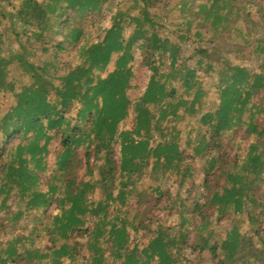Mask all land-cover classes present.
<instances>
[{"label":"trees","instance_id":"16d2710c","mask_svg":"<svg viewBox=\"0 0 264 264\" xmlns=\"http://www.w3.org/2000/svg\"><path fill=\"white\" fill-rule=\"evenodd\" d=\"M115 1L120 3V8L126 9L130 14L131 6L128 0H112V2L109 0H0V22L8 21L10 26L19 22L20 29L25 31L29 24L33 28L26 32L29 33L30 39L43 42L46 51H50L51 48L61 50L69 32H71L70 42L75 43L83 34L86 21H89L87 20L88 15L96 16L104 8L106 14L108 5L117 4ZM158 1L140 0L142 7L138 9L139 3L135 0L137 16L136 13L133 14V20L126 21L127 23L113 20L114 24L106 30L102 40L96 43V48L89 47L81 50L83 61H86L85 54L89 59L80 69L67 61L62 63L57 60L56 53L53 54L56 58L54 61L48 62L46 59L37 65L22 59V51L18 54L15 53L16 50L7 46L4 49L6 52L2 54L3 48H0V95L2 93L11 95L7 110L5 109L0 114V207H7L8 200L13 197L11 186H9L13 178H16L19 187H24L21 182L25 180H22L21 176L17 178L20 171H30L32 162L42 169L40 163L43 161V153L48 151L47 146L50 139L57 140L52 150L60 172L61 169H65L73 153L82 145H85L84 164L87 174L93 172L92 158L98 157L102 151L107 152V156L103 158L104 162L97 166L98 179H82L79 187L72 183L75 178L72 173L58 177L61 183L49 184L48 191L43 188L34 191L32 190L33 183L25 182L23 192L32 195L20 197L21 192L16 197L24 201L26 208L33 209L35 215L30 216L34 220V216L42 218L38 220L41 226L38 228L32 226L29 232H17L16 236L9 238L4 233L5 224L0 217L2 235L0 264L10 262L14 264L23 261L30 263L32 259L36 264H144L134 252L132 234L134 230H149L150 220L155 217L150 216V218L144 217L137 220L139 217L135 214L133 222L129 220L125 224V219L116 225V216L111 213H114L118 206H114L115 197L112 195V190L115 188L116 175L140 174L148 166L153 169L163 164H167L172 170L168 181L171 189L164 190L162 193L159 190V196L153 201L151 197L149 200L142 197L143 202L152 201L158 204L165 197L170 196V191L173 192V182L178 184L188 182L190 188L188 187L186 192L187 196L184 199L181 198L179 203L188 207V213L195 226L203 223L207 226L205 230L210 232L212 228L208 225L212 222L213 214L217 215L216 221L219 222L226 214L240 212L246 202L245 196L251 195L252 198L247 199L252 205V211L247 216L248 229L252 231L250 236L238 237V230L232 228L225 239H214L208 244L198 243L196 247L200 250L207 248L215 253L224 250L225 256L218 264H256V262L264 264V122L257 123L258 126H255L253 115L245 112V104H236V108L231 107L226 113L213 104L208 103L207 107L202 105L200 119H198L201 130H203L201 143L205 149L215 151V158L219 165L214 171L212 170L213 172H205L199 178H196L195 166L191 167L187 162V160H194L193 155L182 151L176 141L181 135L178 137L177 133L173 132L167 140L152 143L155 140L152 132L156 130V120L160 119L161 115L163 117L167 111L174 114V108L186 101L180 95L179 89L183 87L185 91L192 86L193 77L198 69L190 68L191 63L199 67L205 66L209 71H217L219 79L222 77L221 74H224V67L228 64L232 68V75H238L241 78L240 85L245 82L244 87L249 90L248 94L256 98L262 89L261 92L264 95V73L262 70L259 72L250 69L248 63L256 62L258 67L264 69V62L258 63L251 59L260 48L259 38H252L250 30L254 28L253 23L256 19L251 17L248 9L255 1L205 0L206 10L204 14L197 13L198 26L193 27L192 36L201 39L208 38L210 35L214 39L208 40L204 48H198L199 44H197L196 54L185 59L177 58L174 51L169 52L165 50L164 45H161L162 40L159 34L167 35L166 32L169 34V31L166 29L167 31L162 33L159 30L160 26L152 20L148 7L150 5L153 7ZM222 1L224 4L227 3V8L230 6L232 11L229 14L230 20L223 19V25L216 31L222 36V39L218 41L214 37L216 32L212 31L214 28L204 23L207 18L214 15L210 12L214 9V5ZM186 4V0H181V10ZM2 5L5 8H2ZM259 11L261 12L259 30H264V0H260ZM134 22L136 26L124 39L126 26H132ZM91 24L95 26L94 21ZM236 28L244 30V38H239L232 33ZM186 36L188 35L185 34L184 37ZM140 39L144 40L138 42ZM246 40H248L247 43L244 42ZM137 42V49H141L139 51L140 65L151 71V75L139 101L134 106L135 120L130 130L119 132L118 125L125 118L130 104L126 87L134 74L135 48L133 44ZM141 43H144L143 47ZM222 45L227 46L228 52L234 49L233 52L226 54ZM157 49L168 52L163 53L161 57L164 67L168 69L166 68V74L159 77H164L160 81L154 77L157 68L162 66L160 65L162 62L154 57ZM111 52L118 53V56L113 62V69L107 70L106 65L111 60ZM15 59L24 68L23 73L27 76L26 81L20 79L18 84L7 72ZM48 63H59L64 71L59 75L51 76L48 74ZM235 67L240 69L236 70ZM241 69H247V71L242 72ZM100 70L105 71V75L101 78L98 77L101 74ZM167 81L169 86L165 87ZM49 85H56L54 86L56 98L49 97ZM191 100L184 109L185 111L183 110L186 114L194 112L196 107ZM154 110H157L158 116H155ZM234 113L237 119L232 116ZM240 123H247L251 131L256 132V137L250 144L248 143L241 158H238L236 152L231 154L230 142L221 137V131L226 129L233 133ZM25 129L30 130L34 138L26 144L17 143L13 150L10 149L12 139L16 140L21 131ZM117 138L120 141V157L115 160L113 143ZM41 139H43L42 143H40ZM174 157L186 161V171L183 174L181 172V175L174 168ZM14 168H16L15 173L12 172ZM163 172L162 175H164ZM227 178L229 180L226 183ZM35 179L40 186L39 173ZM195 180L201 183L196 188ZM125 184L126 180H123L121 185ZM97 186L102 189L105 198L95 201L90 196ZM200 187L203 189L202 197L195 198L194 195ZM259 187H261V193H257ZM53 202L59 204V211L50 217L49 226L45 222L46 209ZM178 207L171 206L170 208H173L174 213H178ZM92 216H99L97 223L84 225L86 220L91 221ZM136 220L137 224H135ZM157 220L161 221V217ZM175 228V225L167 227L165 233L161 234L158 244L152 245L151 241L147 249H142L149 252L147 254L149 259L156 255L159 264H179L174 261L170 250L172 244L169 241L172 235L170 232ZM40 230L45 231L44 236L46 233L50 234V245L45 243L40 247L34 246L40 237ZM184 230V233H187V227ZM82 233L90 235L85 249L80 248L76 240V237ZM205 237L209 238L210 233H205ZM58 240H63V242L56 247L54 242ZM68 240L71 242H67ZM108 242L111 244L109 245ZM257 243L260 246H257ZM21 247L23 251L17 253ZM84 250L88 257L78 261V258L84 259L87 256L83 254ZM81 254L83 255L80 257ZM105 255L110 256L106 259ZM108 259H111L110 263Z\"/></svg>","mask_w":264,"mask_h":264},{"label":"rangeland","instance_id":"374dc122","mask_svg":"<svg viewBox=\"0 0 264 264\" xmlns=\"http://www.w3.org/2000/svg\"><path fill=\"white\" fill-rule=\"evenodd\" d=\"M112 2V0H109ZM139 3L138 9L142 7L140 0H136ZM205 0H186L187 4L184 5V8H180L181 0H159L155 2V5L148 6L149 10L151 11V18L154 20L157 26H160V31L166 32L168 29L169 34L166 32L167 35L159 34L161 41V45H164L166 48L165 50L171 52L174 51L177 58L185 59L188 58L192 54H196L197 44H199L198 48L205 47V44L211 38L214 39L212 36L208 35V38H193V27L198 26L197 20V13L204 14L206 10V6L204 5ZM255 3L249 7V11L251 13V17L255 18L254 20V28H250L252 38H259V46L260 48L252 55V61L256 60L258 63L264 62V30L259 28L261 27V19L259 11V3L260 0H254ZM262 1V0H261ZM117 3V1H115ZM131 9V16L126 9L120 8V3L115 5H108L107 11L105 14V8L102 12L97 14L96 16L88 15L86 21V25L83 28V34L81 35L80 39L75 43L71 41V32L67 34V39L65 40L64 47L61 50L51 48L50 51L44 50L43 42L39 40H33L29 38L28 31H31L32 26L27 24L26 31L20 29L19 22H16L14 26H10L8 21L0 22V48H3L1 53H5L4 50L7 46L16 50L15 53L22 55V59H25L29 62L36 63L40 65L43 60H48V62L54 61L56 58L60 60L62 63L67 61L72 66H77L78 69L83 68L85 62L89 59L86 56V61H83V56H81V50L86 48H96L95 45L97 42L102 40L103 36L105 35L106 30H108L113 24V20H117V22H129L133 20L132 16L136 13L137 16V5L135 4V0H128ZM3 3V2H2ZM154 3V2H153ZM114 6V7H113ZM5 8L4 5L1 6ZM227 3L224 4L223 1L216 3L214 5V9L210 10V12L214 13L212 17L207 18L205 25L209 26L210 28H214L212 31L216 32L219 27H221L223 19L230 20L229 14L231 13V7L229 6L227 9ZM226 9V10H225ZM122 10V11H119ZM91 11V10H90ZM203 18V15L201 16ZM95 22V26L91 24V22ZM126 22V23H127ZM202 24V25H204ZM136 26V22L132 26H126L124 30V39L127 38L131 30ZM14 27V28H13ZM180 28V29H178ZM170 30H172L170 32ZM176 30H180L176 31ZM159 31V32H160ZM235 36L239 38H244L245 32L241 28H236L232 32ZM66 34V32H65ZM186 35V37H184ZM211 34V33H210ZM225 35V34H224ZM195 37V36H194ZM215 38L219 41L222 39L221 35L216 32L214 35ZM192 38V39H191ZM228 38V37H226ZM73 39V38H72ZM190 39V40H189ZM144 39H140L138 42H142ZM137 43L133 44L135 48V60L133 61L134 67V74L130 78V82L127 84L126 87V94L130 98V104L127 108V114L125 118L122 119L118 125V131H126L130 130L132 123L135 120V111L134 106L139 101L141 94L143 93L145 86L150 78L151 71L147 70V68L142 67L140 65L139 59V51L141 49H137ZM245 43L248 40L244 41ZM144 46V43H141V47ZM99 46V45H98ZM224 48V52L226 54L232 53L234 49H230L232 52H228L227 46L222 45ZM175 49V50H172ZM164 50H155L154 57L156 60L158 59L160 65L154 73V77L157 78L159 81L164 77L159 78L166 74V68L164 67V61H161V57L163 53H168ZM14 53V54H15ZM56 53V58L53 54ZM118 56V53L111 52L110 54V62L106 65L107 70L113 69V62L115 58ZM83 57V58H81ZM19 59V57H18ZM158 62V61H157ZM181 64H183L182 61ZM178 62V63H179ZM250 64V69L258 70L259 72L264 73V69L258 67L256 62H248ZM58 68H57V67ZM48 74L51 76L61 74L64 69L59 63H48ZM190 68L198 69V72L193 77L192 86L187 89L183 90V87H180L179 92L180 95L185 98L186 101L184 103L174 108L175 113L171 114L169 111L165 113V115L161 118L156 120L155 123V132H152L153 137L155 136V140L152 141L155 144L156 141L160 140H167L171 133H177L180 139H177V143L180 146L181 150L185 151L186 153L192 154L194 160H187L188 164L191 167L194 165L196 168V178L202 176L205 172L214 171L217 167L218 162L215 158V151L212 149H205L202 145V137H201V126L198 123V119H200L201 114V106L210 103L211 105H215L217 108L222 109L224 113L229 111V108H236V104L244 105L245 112L251 113L254 117L255 126H258L257 123L264 122V95L261 91L258 92L257 97L253 98L252 94H248V89L245 82L243 85H240L241 78L238 75H232V68H230L227 64L226 67L223 69V73L221 74L222 77L219 79L217 71H209L205 66L199 67L198 65L191 63ZM23 67L19 65L18 60L15 61L8 67L7 72L10 74V77H13L16 81V84L19 83L20 79L26 81L27 76L23 73ZM168 69V68H167ZM239 70L240 68H234ZM242 72L247 71V69H241ZM250 71V70H249ZM100 75L98 77H103L105 75V71H99ZM251 74V73H250ZM248 75V73L246 74ZM239 80V81H238ZM42 81V80H41ZM51 84V83H50ZM57 84V82L55 83ZM18 86V85H17ZM52 86V87H51ZM56 85H49V97L56 98L55 87ZM168 87V81L165 82V87ZM183 92V93H182ZM10 94L2 93L0 95V114L7 110L9 106V99ZM192 99V100H191ZM193 101L196 105L194 112L192 113H184V109L189 105V102ZM11 102V101H10ZM233 105V106H231ZM7 107V108H6ZM205 108V107H204ZM169 110V109H168ZM184 110V111H183ZM155 116H158L157 110L153 112ZM189 114V115H188ZM235 119H237L236 114L234 113ZM192 122V123H191ZM235 129L233 133L229 132V130L224 129L221 131V137L227 139L230 142V149L231 154L236 152L238 158L246 151L248 143L250 144L252 140L256 137V132H252L251 128L247 125V123H240ZM205 129V128H204ZM258 129V128H257ZM206 130V129H205ZM259 130V129H258ZM30 131V130H29ZM28 129L22 130L20 136L15 140L12 139L13 143L10 149H14L17 146V143L26 144L29 140H32L34 136L32 133L29 132ZM1 135V133H0ZM210 136V133L208 134ZM152 137V138H153ZM151 140V139H150ZM262 140V138H261ZM43 142L41 139L40 143ZM56 139H50L48 142V151L43 153V161L40 163V167L38 168L34 162H32V169L26 170L24 172H19L17 175L22 177V185L24 187H19L18 183L16 182V178H13L14 184L10 183L13 197L8 200L9 205L7 207H0V217L4 220V233L7 234L9 238H13L16 236V233H25L29 232L32 226L38 228L41 226L38 220L42 218H36L35 220L30 215H35V212L31 207H25L24 201H21L20 198L16 197L18 193H21L20 197L31 196V193H24L25 184L32 182L34 191H38L39 188H43V190H47L50 185H58L60 184V180L58 177L67 176V174L72 173L75 177L72 180V183L79 187L82 179L88 180H96L99 177L98 173V165L104 162V159L107 155V152L102 151L98 157L92 158V170L93 172L87 174L85 171V164H84V150L85 145L79 147L77 151H75L66 165L65 169L58 168L57 159L55 158V153L53 152L52 148L53 145L56 144ZM114 153L113 158L117 160L120 157V141L119 138L113 143ZM9 149V151H10ZM185 157V156H184ZM188 158V157H187ZM174 168L178 171L179 175H181L186 171L185 165L186 161L181 158L174 157ZM241 162V159L238 161ZM239 168V167H237ZM164 171V172H163ZM212 171V172H213ZM228 171V170H225ZM232 171V170H231ZM12 172H16V168L12 169ZM162 172L164 175H162ZM172 170L169 168L167 164H163L161 167L158 168H151L150 166L144 168V170L139 174L132 173L129 176L127 175H116L114 180V187L113 188V199L114 206H118V209L111 213L113 216H116L115 224L119 225L122 220H125V224L129 222H133L135 214L138 215L139 218L137 220H141L144 217L150 218V216H154L155 219L150 220L151 227L150 229H139L134 230L132 234L133 238V248H135V253L137 257L144 262V264H159V260L156 255L152 258H148L147 254L149 252L143 251L147 249L148 243L152 241V245L158 244L159 240L161 239V234L165 233L167 227L176 226L172 232L170 238V250L172 251V257L175 262H179V264H218L220 260L225 256L224 250L212 252L210 249H202L200 250L199 247H196L198 243L205 244V242L211 243L214 239H225L228 236L229 231L232 228H236L238 230V237L244 236L248 237L252 234V231H249L247 225V216L252 211L251 202L247 199L252 198L251 195L245 196L246 202L244 203V207L240 210V212H234L235 214H226L222 216L219 222L216 221L217 215L213 214L211 219L212 222L209 223V228H212V231L208 232L207 226H204L203 223H200L198 226H195L192 222V218L188 213V207L181 205L179 203L181 198H185L187 196V191L189 187V183L184 182L182 184L172 183L173 192L170 191V196L165 197L168 199L161 200L160 202L154 203L152 202L155 197L159 196V190L164 192V190L171 189L169 185L170 174ZM40 174L41 177V184L39 186L35 177ZM118 174V173H117ZM126 180L125 185H121V182ZM229 178L226 179V183L228 182ZM80 181V182H79ZM26 182V183H25ZM12 184V185H11ZM201 183H198V180H195V188L200 186ZM190 188V187H189ZM158 189V191H157ZM202 187L199 188L197 193L194 195L195 198L202 197ZM48 191V190H47ZM159 192V193H158ZM257 193H261V187L257 188ZM155 194V195H154ZM95 201L102 200L105 198L102 189L97 186L94 188L93 193L90 196ZM142 197L147 198L148 200L150 197L152 201L143 202ZM31 206H33L31 204ZM171 206L178 207V213H174L173 208ZM37 208V207H36ZM18 213L15 214V212ZM38 210V208H37ZM59 211V204L57 202H53L50 204L46 209V223L50 226L51 223V216L56 214ZM15 214V215H14ZM19 215V216H18ZM161 217V221H158L157 218ZM99 216H92L91 221L86 220L84 225H88L89 223H97ZM135 224H137V221ZM158 221V222H157ZM92 226V225H91ZM187 227V233L185 232V228ZM206 228V230H205ZM154 231V234H153ZM39 238L34 246L40 247L42 244H51L50 242V234L44 236L45 231H39ZM131 232V230H130ZM205 233H210V237L206 238ZM1 230H0V238H1ZM90 235L82 233L80 236L76 237L78 245L80 248L85 249L86 243L89 240ZM184 239V240H183ZM186 240V242H184ZM63 240H58L54 242V245L58 247ZM67 242H71L68 240ZM109 244V242H108ZM111 244V242H110ZM109 244V245H110ZM257 246H260L257 243ZM143 249V250H142ZM23 251L22 247L17 250V253H21ZM109 253V252H108ZM83 254L87 255L85 250ZM81 254L80 257L83 255ZM106 259L110 255H105ZM79 257V256H78ZM78 258V261L85 260ZM17 256L14 257L16 260ZM14 263V264H36L35 261L30 263ZM108 262H111V259H108ZM13 264V263H9ZM141 264V263H140ZM256 264H260V262H256Z\"/></svg>","mask_w":264,"mask_h":264}]
</instances>
